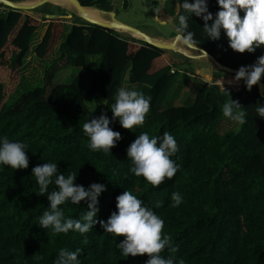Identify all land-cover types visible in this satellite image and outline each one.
Returning <instances> with one entry per match:
<instances>
[{
  "label": "trees",
  "instance_id": "1",
  "mask_svg": "<svg viewBox=\"0 0 264 264\" xmlns=\"http://www.w3.org/2000/svg\"><path fill=\"white\" fill-rule=\"evenodd\" d=\"M80 1L104 6L109 0ZM52 7L48 12H37V7L0 10V137L25 143L29 157L27 169L0 165V264H54L62 248L79 249V264H146L149 259L147 254L124 257L117 248L124 237L105 232L100 223L83 234L40 226L50 201L37 193L32 168L47 162L56 163L65 176L75 173L77 185H105L98 197L97 221H106L117 210L116 197L131 191L163 219V233L171 237L176 251L165 248L161 255H171L176 264L180 259L185 264H264V117L255 111L258 102L264 106V97L257 86L249 91L245 82L234 89L205 80L191 102L164 105L178 61L154 45L85 22L69 25L58 56L64 65L74 66L96 56L91 75L79 73L70 81L53 83L48 70L44 83L28 84L11 95L20 80L18 67L42 20L48 21L33 48L37 57H47L64 31L63 18L54 14L63 8ZM208 8L214 17L220 10L217 0H208ZM158 9L159 17H173L171 6L160 3ZM188 24L194 40L227 65L248 66L264 55V46L254 53L232 50L223 30L220 39H207L201 17H189ZM124 80L151 97L145 123L132 131L113 120L110 109ZM92 94L104 100L103 113L122 136L111 152L92 150L83 131L84 122L100 116L86 103ZM232 99L242 105L239 111L245 112V122L237 130L219 131L222 105ZM141 132L150 136L169 132L178 144L171 158L180 168L158 187L130 171L126 149ZM54 188V183L49 185V191ZM174 192L182 196L178 207L171 206ZM87 204L69 200L59 207L65 218L79 219Z\"/></svg>",
  "mask_w": 264,
  "mask_h": 264
},
{
  "label": "clouds",
  "instance_id": "2",
  "mask_svg": "<svg viewBox=\"0 0 264 264\" xmlns=\"http://www.w3.org/2000/svg\"><path fill=\"white\" fill-rule=\"evenodd\" d=\"M220 10L215 13L209 11L208 0H182L178 7L183 10L179 14L177 28L178 39H182L189 47H196L194 33L188 31V19L193 15L201 17L202 26L207 39L216 41L221 37L223 30L229 47L241 54L254 53L257 48L264 46V0H217ZM159 12V9H155ZM243 11V16H241ZM211 21V23H209ZM204 57L209 59L206 50L199 48ZM174 71V69H173ZM264 77V55L257 58L254 64L240 66L235 74L234 81L244 80L249 91ZM231 83V81H230ZM225 87L221 89L223 92ZM115 102L110 109L112 119H118L120 125L133 130L145 123L150 111L151 97L136 89L121 87L115 94ZM241 104L238 100L226 101L222 105V113L232 121L244 123L245 112L239 111ZM257 115L264 117V106L257 103ZM107 113L84 122V134L89 138V147L94 151L111 152L118 140L122 139L121 133L110 127ZM25 143L12 142L7 136L0 137V165L10 166L12 169H27L29 157ZM178 151L175 137L169 132L162 136H150L148 132H141L126 149L127 158L131 162L130 171L137 177H143L153 187H158L164 180L175 176L180 168L171 157ZM99 171V170H98ZM39 185V195H47L50 201L48 209L39 218L38 224L56 233H68L70 230L87 233L96 224L100 223L105 232L117 237H124L117 244V248L124 257L145 255L149 257L146 264H176L169 255L163 257L161 253L168 248L171 252V237L163 233L164 221L151 208L144 205L143 201L131 191L124 190L116 197V211H113L106 221L95 219L99 195L106 190L105 185L92 183L88 188L75 184L77 175L70 173L65 176L59 172L56 163L37 164L32 168ZM55 184L56 188L49 191V185ZM80 204L87 200V211L79 219L65 218L59 207L67 201ZM172 207L182 203V196L178 192L172 194ZM66 248L59 250L54 264H79L78 253ZM178 264H185L180 259Z\"/></svg>",
  "mask_w": 264,
  "mask_h": 264
},
{
  "label": "rangeland",
  "instance_id": "3",
  "mask_svg": "<svg viewBox=\"0 0 264 264\" xmlns=\"http://www.w3.org/2000/svg\"><path fill=\"white\" fill-rule=\"evenodd\" d=\"M50 3L51 4L46 3L38 6L36 11L48 12L53 9L52 5H58L57 3ZM160 3H163L168 8L169 6L173 8L174 14H172L173 17L171 20H166L165 22L158 20L155 9L159 7ZM175 4V0H114L112 6L115 10L116 17L126 23L137 26L148 33L170 35L175 32L176 26L179 24L178 16L183 12L180 8L176 11ZM104 6L107 7L109 5L108 3H105ZM7 8L8 6L4 4L0 5V10H6ZM241 12L243 13V11ZM54 14L63 18L64 31L61 33L60 38L50 54L45 58H39L35 55L33 48L40 39L47 25L48 20H42L41 24L35 29L32 35L29 49L22 64L18 67L17 76H20V80L17 89L12 92L11 95H15L28 84L44 83V76H46L48 70L52 71L51 81L53 83L70 81L79 73L91 75L93 72L97 63L96 56L89 55L83 66H74L71 64L64 65L63 59L58 56V45L64 38L69 25L72 23H85V21L74 13L70 14V12L65 9H57ZM91 16L95 17L94 15ZM116 34L119 37H122L121 34ZM128 40L130 39L128 38ZM131 40L137 43L142 42L134 39ZM171 55L178 56V53L172 52ZM172 69H176L177 74L174 83L166 96L164 105L191 102L195 91L205 80L209 82H217L221 86H231L234 89L239 88L244 83V80L233 82L231 78H234L235 74L220 69H210L206 64H199L195 67L190 62L178 61V65L173 66ZM210 76L211 78H209ZM230 81L233 84L230 83ZM122 87L133 89L132 84L128 83L127 80H124ZM86 103L98 114L101 115L103 113L104 100L97 94L89 95L86 98ZM239 126L240 122L232 121L224 116L217 125V129L219 131H225L227 129L237 130Z\"/></svg>",
  "mask_w": 264,
  "mask_h": 264
},
{
  "label": "water",
  "instance_id": "4",
  "mask_svg": "<svg viewBox=\"0 0 264 264\" xmlns=\"http://www.w3.org/2000/svg\"><path fill=\"white\" fill-rule=\"evenodd\" d=\"M73 3V6H68L64 4L57 3L61 8L65 9L66 11L76 14L80 18H82L85 22L90 24H97L107 28L112 29L114 32L119 33L122 35L123 38L134 39L136 41H142L154 45L168 53L171 58L177 61H185L190 62L193 66L197 67L199 64H206L210 67V69H220L232 74H236L239 68L227 65L217 59L211 52H209L206 48L202 45L197 43L196 47H189L188 45L184 44L182 39H178V32L176 26L175 32L170 35H162V34H152L148 33L145 30L130 25L125 21L119 19L115 15V10L112 6L114 0H109V6H99L95 4H84L80 0H69ZM53 2L51 0H32V1H25V0H0L1 4H4L8 7L14 9H32L36 8L44 3ZM55 3V2H53ZM92 6L100 11L102 17H93L87 14L84 7ZM157 18L161 22H165L166 20H171L172 18H161L158 16L156 12ZM181 40V41H180ZM177 42H181L183 46H185L188 51L179 48L176 45ZM199 48L204 49L209 54V59L204 57L203 54L200 52ZM178 53V56H172L171 53ZM259 94L264 97V81L261 79L260 82L256 85Z\"/></svg>",
  "mask_w": 264,
  "mask_h": 264
},
{
  "label": "bare ground",
  "instance_id": "5",
  "mask_svg": "<svg viewBox=\"0 0 264 264\" xmlns=\"http://www.w3.org/2000/svg\"><path fill=\"white\" fill-rule=\"evenodd\" d=\"M25 1H32V0H25ZM51 1H53V2H55V3H59V4H64V5H68V6H73V3H72L71 1H69V0H51ZM84 9H85V11L87 12V14L90 15V16H91V15H94L95 17H102L100 11L97 10L96 8L92 7V6H86V7H84ZM180 41H181V40H180ZM180 41H179V42L176 41V45H177L179 48L188 51V49H187L185 46H183V44H181ZM209 78H211V76H210ZM231 79L233 80V82H235V81H234V78H231ZM228 82H229V81H228ZM224 83H225V82H224ZM231 83H232V82H231ZM232 84H233V83H232Z\"/></svg>",
  "mask_w": 264,
  "mask_h": 264
},
{
  "label": "built area",
  "instance_id": "6",
  "mask_svg": "<svg viewBox=\"0 0 264 264\" xmlns=\"http://www.w3.org/2000/svg\"><path fill=\"white\" fill-rule=\"evenodd\" d=\"M180 2H182V0H175V3H176V4H175L176 11H177L178 8H179V7H178V4H179ZM191 2H194V0H191ZM175 7H174V8H175Z\"/></svg>",
  "mask_w": 264,
  "mask_h": 264
},
{
  "label": "crops",
  "instance_id": "7",
  "mask_svg": "<svg viewBox=\"0 0 264 264\" xmlns=\"http://www.w3.org/2000/svg\"><path fill=\"white\" fill-rule=\"evenodd\" d=\"M109 2V1H108ZM174 14V13H173Z\"/></svg>",
  "mask_w": 264,
  "mask_h": 264
}]
</instances>
